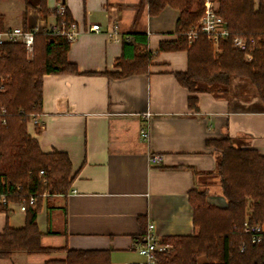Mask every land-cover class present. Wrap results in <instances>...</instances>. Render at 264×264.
<instances>
[{
    "label": "crops",
    "instance_id": "crops-1",
    "mask_svg": "<svg viewBox=\"0 0 264 264\" xmlns=\"http://www.w3.org/2000/svg\"><path fill=\"white\" fill-rule=\"evenodd\" d=\"M39 1L0 0V8L9 2L18 10L0 9L5 26L42 31L55 24L59 0H47L46 17ZM64 2L81 30L68 51L78 72L43 76L38 123L27 124L43 152H65L72 164L69 191L44 197L37 216L42 244L59 249L0 257V264H44L64 258V247L110 250L112 264L143 263L135 242L145 223L161 238L196 232L190 190L208 188L209 202L226 205L212 188L217 159L207 140L230 137L264 155V104L253 84L234 75L228 96L200 92L196 107L189 105L191 92L174 75L188 68V52L159 50L162 40L176 38L177 8L150 15L148 0ZM147 53L146 72L109 75ZM154 154L162 160L153 162ZM25 215L17 201L1 207L0 233L24 226Z\"/></svg>",
    "mask_w": 264,
    "mask_h": 264
},
{
    "label": "trees",
    "instance_id": "trees-1",
    "mask_svg": "<svg viewBox=\"0 0 264 264\" xmlns=\"http://www.w3.org/2000/svg\"><path fill=\"white\" fill-rule=\"evenodd\" d=\"M215 1L229 30L228 37L220 39L219 50L203 33L194 41L188 37V31L204 12V0H148L150 15L159 14L167 5L179 10L176 38L162 40L159 50L188 52V68L175 71L174 75L191 92L190 106L196 107L200 92L228 96L234 75L253 84L264 104V0ZM38 9L44 17L51 13L47 0H40ZM52 13L60 27L75 22L68 9L62 15L56 14V8ZM6 28L0 13V31ZM137 36L134 35L135 40ZM236 36L254 41L248 50H240L234 47ZM70 44L66 36L47 29L35 33L32 59H28L26 46L21 42L0 44V107L6 108L5 113H0V194H5L10 202L31 195L37 199L35 205H27L24 226L6 225L0 233L1 258H12L16 253L49 254L59 249L42 244L43 232L37 216L44 197L69 191L72 164L65 152H43L38 140L28 133L27 124L41 112L43 76L78 72L77 65L68 58ZM127 45L124 42L125 48ZM249 53L251 59L247 58ZM151 59L147 53L129 63L122 61V70L109 75L146 72ZM207 145L216 154L213 174L219 178V193L226 205L209 202L208 188L190 190L197 230L191 235L162 237L172 248L159 255L161 263L264 264V241L253 244L244 231L246 221L264 222V155L255 148L236 145L230 137L208 139ZM1 207L7 206L0 204ZM147 226L145 223L142 233ZM61 249L66 251L64 258L49 259L44 264H112L110 250ZM202 256L206 262H200Z\"/></svg>",
    "mask_w": 264,
    "mask_h": 264
},
{
    "label": "built area",
    "instance_id": "built-area-1",
    "mask_svg": "<svg viewBox=\"0 0 264 264\" xmlns=\"http://www.w3.org/2000/svg\"><path fill=\"white\" fill-rule=\"evenodd\" d=\"M67 9L66 4L59 0L56 6V14H64ZM91 29L95 31L100 30V24L94 23L91 25ZM47 30H52L53 33L62 34L72 42L74 41L81 30L76 22H71L70 24H63V26H58L57 23L49 26ZM39 31L38 28H23L20 26L6 28L0 31V44L6 42H21L26 46L27 52L30 56L33 54L34 49V39L35 33ZM199 33L207 35V37L213 41L216 50H219L218 44L221 38H226L229 35V30L226 26V21L224 17L218 11V4L215 0H205L204 1V12L199 20V22L190 28L188 31V37L190 41H194ZM247 38L242 36H236L234 38V47L240 50H248L251 43ZM247 58L251 59L252 55L247 54ZM6 108L0 107V113H5ZM34 123H38L37 119L33 118ZM142 135L144 137L149 136L147 130H142ZM153 162H160L162 160L161 154H154L152 156ZM43 174L44 171L41 170ZM47 194L45 193L44 196ZM36 198L31 195L30 198L23 196L20 198L19 209L22 212H26L27 205L36 204ZM0 204L3 206H8L10 201L7 200L5 194H0ZM244 231L249 234L251 242L253 244H261L264 241V222L258 224H251L249 221L245 222ZM136 250L145 258L143 264H162L159 255L168 251L172 248V244L164 242L161 237L155 231V225L153 222L149 223L147 230L141 233L135 242Z\"/></svg>",
    "mask_w": 264,
    "mask_h": 264
},
{
    "label": "rangeland",
    "instance_id": "rangeland-1",
    "mask_svg": "<svg viewBox=\"0 0 264 264\" xmlns=\"http://www.w3.org/2000/svg\"><path fill=\"white\" fill-rule=\"evenodd\" d=\"M205 1V0H204ZM1 5L3 6V8H0L3 12L5 11V12H8V13H16L18 10H17V8H15V7H12L10 4H9V2H1ZM27 56H28V59H32V57L30 56V58H29V54H27ZM247 81V80H246ZM215 176V177H214ZM212 185H214V186H212V188L214 187V189L213 190H220V187H219V178L216 176V174H214V175H212ZM206 257L205 256H202V257H200V262L201 263H203V262H206ZM3 262H5L6 264H10L9 262L10 261H8V260H6V261H3ZM143 262H145V259H144V261Z\"/></svg>",
    "mask_w": 264,
    "mask_h": 264
}]
</instances>
